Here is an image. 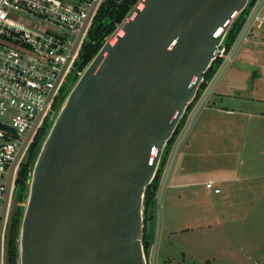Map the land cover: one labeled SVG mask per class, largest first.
I'll return each mask as SVG.
<instances>
[{
	"label": "water",
	"instance_id": "water-1",
	"mask_svg": "<svg viewBox=\"0 0 264 264\" xmlns=\"http://www.w3.org/2000/svg\"><path fill=\"white\" fill-rule=\"evenodd\" d=\"M248 3L139 0L130 9L114 41L76 74L39 144L17 264H148L146 188ZM16 208L14 197L3 264Z\"/></svg>",
	"mask_w": 264,
	"mask_h": 264
},
{
	"label": "rangeland",
	"instance_id": "rangeland-1",
	"mask_svg": "<svg viewBox=\"0 0 264 264\" xmlns=\"http://www.w3.org/2000/svg\"><path fill=\"white\" fill-rule=\"evenodd\" d=\"M62 1L76 3L78 0ZM138 5L140 6V3ZM26 19L36 22L29 16H26ZM125 22L126 18L116 25L112 33L105 38L104 43H112L114 34L120 32L119 26L124 25ZM242 38L237 39L229 55L225 60L222 59V65L225 62L228 64L229 60L236 59L235 67L238 71L236 73L231 71L230 77H225L223 80L225 87L220 88V92L214 96L209 107L205 109L203 108L206 106L205 103L197 102L192 107L184 127L169 148L158 183L159 189L168 163H171L168 169L169 175L176 168V164L182 163L181 161L185 158L186 175L193 177V188L199 194L197 211L207 217L209 214H247L256 211L252 209L251 203L244 204L249 197L248 193L251 194L249 188L252 186L247 177L264 176V42L257 36L253 38V35L244 42ZM237 56L238 58H235ZM215 74L213 77L216 78L215 83L217 84L224 73ZM213 77L207 81L206 87ZM72 83L73 81L71 85ZM66 86L65 94L69 90ZM58 106L57 104L54 113L49 116L47 127L50 125L49 120L56 116ZM195 125L196 128L193 130ZM207 183L217 186L221 194L213 195L212 190L206 189ZM176 191L170 192L172 197ZM162 197L159 198L157 211L153 212L152 227L153 231L156 230V222L159 237L154 242L155 251L151 247L149 249L148 264H206L212 258L214 250L209 249L207 234L201 236V249L195 261L188 255H185L183 260V247L180 242L183 238H188L186 232L170 239L168 245L163 242L162 231L171 229V227L176 229L180 221L177 218L174 197L170 198L171 206L174 204L171 210L167 209L169 206L167 199L164 201ZM184 197H188L183 202V205L188 208L185 212L181 210L180 214H192V195L186 191ZM186 241L190 243L192 252L191 238ZM185 252L192 254L189 251Z\"/></svg>",
	"mask_w": 264,
	"mask_h": 264
},
{
	"label": "built area",
	"instance_id": "built-area-1",
	"mask_svg": "<svg viewBox=\"0 0 264 264\" xmlns=\"http://www.w3.org/2000/svg\"><path fill=\"white\" fill-rule=\"evenodd\" d=\"M103 1L0 0V264L19 168L35 134L54 113ZM261 1L249 10L237 39L253 35L264 42ZM230 51L223 45L217 58L225 60ZM205 187L220 192L212 183Z\"/></svg>",
	"mask_w": 264,
	"mask_h": 264
},
{
	"label": "crops",
	"instance_id": "crops-1",
	"mask_svg": "<svg viewBox=\"0 0 264 264\" xmlns=\"http://www.w3.org/2000/svg\"><path fill=\"white\" fill-rule=\"evenodd\" d=\"M261 3L264 2L261 1ZM242 42H244L243 38ZM235 58H238V56ZM225 63L221 65L215 74L224 73L220 82L216 84V78L213 77L197 101L199 104L205 103L206 106L203 107L205 109L210 105L214 96L220 92V88L225 87L223 83L225 77H230L229 73H231V71L235 73L238 71V68L235 67L237 63L236 59L234 61L229 60L227 62L228 64ZM211 112L213 113L212 110ZM196 125L193 130L196 128ZM180 156L181 152L178 157V162L180 161ZM182 156L184 157L183 154ZM184 160L185 158L181 161L182 163L176 164V168H174L169 175L168 169L171 163H168L156 194L154 210L157 211L160 201L159 198L161 196H163L162 198L164 201L167 199L169 203L167 209L171 210L172 207L174 208V204L171 206L170 198L174 197L175 201L173 198V202L175 203V210L178 213L177 218L180 221L176 229L171 227V229L162 231L163 234L161 238H164L163 242L168 245L170 239L175 238L182 232H186L188 238H191L193 250L191 252L190 243L186 241L188 238H183L180 242L183 247V260L185 255H188L190 259L192 258L193 261H195V259L199 257L201 249V236L207 234L209 237L207 239L209 242V249L212 248L217 250V252L213 250L212 258H210L206 264H264V176L260 178L252 175L247 177V180L252 186L249 188L251 194L248 193L249 197L245 200L244 204L251 203L252 209H256V211L247 214H209L207 217L205 214H199L197 211V199L199 194L193 188V177L191 175H186V163ZM214 188L218 187L214 185ZM174 190L177 191L172 197L170 192ZM186 191H188V194L192 195V214H180L181 210L185 212V209L188 208V206L183 205V202L188 199V197H184ZM220 194L221 192L217 194L213 192V195ZM159 207H161V205H159ZM156 225L157 223L155 222L156 230L154 229V231L151 226V249L154 251V242L159 237ZM185 251H189L194 255L191 256L192 254H187Z\"/></svg>",
	"mask_w": 264,
	"mask_h": 264
},
{
	"label": "trees",
	"instance_id": "trees-1",
	"mask_svg": "<svg viewBox=\"0 0 264 264\" xmlns=\"http://www.w3.org/2000/svg\"><path fill=\"white\" fill-rule=\"evenodd\" d=\"M138 1L139 0H104L100 4L96 12V15L94 17V20L92 22V26L88 32L87 40L82 46V49L78 56V60L74 65L75 71L81 72L88 65V63L94 58V56L97 54V52L100 50V48L104 44L105 38L112 33L116 25L122 22V20L126 17L130 9ZM255 2L256 0H249L246 10L236 17L234 22L231 24V27L227 31L224 41H223V45L225 46L226 53H228L231 50V48L234 46L238 38V35L244 25L247 14ZM222 63H223V60L217 58L215 62L213 63L211 69L206 74L205 81L200 86L196 99L188 107L185 116L181 119L180 123L177 126V129L174 133L173 138L168 142L165 148L164 154L162 156L160 168L157 172L156 178L154 179L153 183L146 188L145 197H144L145 223L148 220L146 216V212L149 207L151 208V217L149 219L150 230L147 232L146 228L144 229L145 233H144V239H143V247H144V251L147 257L149 254V249L151 247V229H152L151 226H152V221L154 218L153 212H154L155 201H156L155 196H156V192L158 189V183L161 177V172H162L161 170L163 169L166 163L169 148L171 147L173 142L176 140V138L180 134L181 129L184 127L187 116L189 112L191 111L192 107L195 105V103L199 99V96L201 95V93L205 90L207 81H209L213 77V75L221 67ZM76 77L77 75H74L73 81L76 79ZM45 133L46 131H43L42 133L39 134V136L36 137V140L34 142V146L32 149V151H34L33 152L34 157L36 155L39 144L42 141ZM29 171H30V168L28 169L21 164V167L19 169L18 176L16 179V187H17V190H19L20 193L22 194L21 195L22 201L25 198ZM21 213H22V208L20 207L19 211L17 212V215L21 217ZM19 221L20 219L18 218V223ZM18 227L19 226H17L16 231L13 233L12 241L10 243V264H17L16 251H17Z\"/></svg>",
	"mask_w": 264,
	"mask_h": 264
},
{
	"label": "flooded vegetation",
	"instance_id": "flooded-vegetation-1",
	"mask_svg": "<svg viewBox=\"0 0 264 264\" xmlns=\"http://www.w3.org/2000/svg\"><path fill=\"white\" fill-rule=\"evenodd\" d=\"M75 69V68H74ZM76 73H77V71H75V70H73L70 74H69V76H68V79H67V81H66V87H68V89L71 87V81H73V79H74V75H76ZM64 93H65V90H64V92L62 93V95L60 96V98L57 100V102H56V105H55V107L57 106V104L59 105V103L62 101V98H63V95H64ZM54 110H55V108H54ZM49 121H51V119L49 120ZM48 123V120L40 127V129L38 130V132L35 134V136H34V138H33V140H32V142H31V144H30V146H29V148H28V150H27V153H26V155H25V158H24V160H23V163H22V165L24 166V167H26V168H30V166H31V164H32V161H33V159H34V151H32V149H33V146H34V142H35V140H36V137L37 136H39V134L40 133H42L43 131H47V124ZM49 124H50V122H49ZM26 158H28V160H27V163H25V159ZM21 167V166H20ZM20 169V168H19ZM19 172V171H18ZM17 176H18V174H17ZM17 179V178H16ZM21 193H20V191L19 190H17V187H16V192H15V194H14V197L16 198V204H17V208H16V212H15V214L13 215V217H12V231H11V241H12V237H13V233L16 231V229H17V226H19V223H18V218L20 219V217L17 215V212L19 211V209H20V207L22 208V205H23V201H24V199H23V201H22V199H21Z\"/></svg>",
	"mask_w": 264,
	"mask_h": 264
}]
</instances>
